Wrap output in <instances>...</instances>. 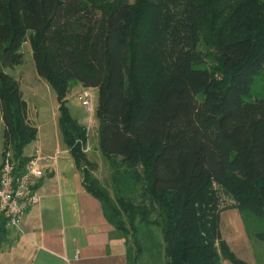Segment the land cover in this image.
I'll return each mask as SVG.
<instances>
[{
    "label": "trees",
    "instance_id": "obj_1",
    "mask_svg": "<svg viewBox=\"0 0 264 264\" xmlns=\"http://www.w3.org/2000/svg\"><path fill=\"white\" fill-rule=\"evenodd\" d=\"M25 43L58 96L86 191L125 239L127 264H247L223 239L220 215L237 209L250 239L264 242V97L253 91L264 0H0L3 150L20 165L38 129L6 70L23 64ZM74 83L98 89L110 188L90 170L87 131L70 114Z\"/></svg>",
    "mask_w": 264,
    "mask_h": 264
},
{
    "label": "crops",
    "instance_id": "obj_2",
    "mask_svg": "<svg viewBox=\"0 0 264 264\" xmlns=\"http://www.w3.org/2000/svg\"><path fill=\"white\" fill-rule=\"evenodd\" d=\"M19 67L21 66L15 70ZM13 77L19 80L15 75ZM19 82L32 123L36 117L39 118V111L34 105L32 109L24 87L30 94L32 91H39L38 88L43 85L47 94H53L55 90L36 75L35 81ZM71 93H76L79 98L83 94H91L94 108L98 89L77 85ZM32 95H38V92ZM56 98V109L52 110L51 116V131L41 132L40 127L35 125L38 135L32 153L28 155H34L38 151L48 159L44 162L45 176L36 186L40 201L24 216L21 232L8 230V236L0 247V264H127L125 239L119 238L105 219L101 203L86 191L82 171L65 145L59 123L58 96ZM67 100L69 102V95ZM97 106L98 98L95 112L93 111L94 117L89 119V129L85 125V119L75 118L69 110L71 116L87 131L85 153L88 160L95 165V176L102 182L97 160L100 153L101 156L104 155L99 148ZM0 120L3 122L2 118ZM48 126L46 124L44 128ZM89 131L95 132L97 143L94 146L89 144ZM52 133L54 145L51 140ZM221 222L224 224L227 240L223 235L222 237L236 256L247 264H259L255 245L247 233L242 214L237 209L228 208L221 213L220 224ZM221 264L232 263L222 260Z\"/></svg>",
    "mask_w": 264,
    "mask_h": 264
},
{
    "label": "rangeland",
    "instance_id": "obj_3",
    "mask_svg": "<svg viewBox=\"0 0 264 264\" xmlns=\"http://www.w3.org/2000/svg\"><path fill=\"white\" fill-rule=\"evenodd\" d=\"M201 50L206 55V61H207L208 66H217L218 65L217 61H215V58L213 57V54H211L210 49L205 45V43H202ZM23 53H24V62L21 65V67H19L16 70L15 69H13V70L7 69V72L10 73L12 76L15 75L16 77H18L19 78L18 81H27V82L35 81V75L38 77V74L36 71V67H35V63H34L33 55H32V50H31L29 43L24 44ZM42 82L49 85V83L44 79H42ZM77 85H79V84L74 83L73 88L76 87ZM44 87L45 86L43 85V86L38 88L39 91H32L33 92L32 94H34V92H38V95H35V96L30 94V92H28L25 87H24V90L27 94L26 95L27 98L32 103V109H33V105H34V108L36 107L39 111V118L36 117L37 119H35V121L32 122V124L36 125L37 127H40L41 132H44L45 130H47L46 132L49 133L51 131L52 110L55 111V109H56L55 98L57 96H56L55 92H53V94H47L46 89ZM263 88H264V71L256 79L255 87L253 90L254 94L260 98L264 97ZM97 98H98L97 96L94 98V112H95V106L97 103ZM52 103H53V106H52ZM68 107L71 110V114L75 118H79L80 120H83V119L86 120L85 125H86L87 129H89L90 128L89 127V119H90V117H94L93 116L94 112L92 113V112L88 111V109L82 105V101L80 100V98L78 97V95L76 93H73V94L70 93L69 94ZM0 118H1V109H0ZM46 124H48L49 126L44 128V126ZM89 133H90L89 144L94 146V143H97V141L95 139V132L91 133L89 131ZM52 137H53V139H51V137H50V139L52 140V145H54L55 141H53L54 140V134L53 133H52ZM34 146H35V141L32 142L30 145H28L24 149L23 155L28 156L29 154H31L32 153L31 151H32ZM3 149H4V125H3V122L0 120V160H1V157L3 156V153H4ZM11 155L13 156L14 154H11ZM97 163L99 165V170H100L99 177L102 179L103 184L105 186H107L108 188H110L111 179H110L109 174L111 173V170H110V167L108 166V163H107L106 159L104 158V156H101V153H100L99 159L97 160ZM226 205H227V203H225L224 206H226ZM251 224L254 225L255 222H251ZM257 228L259 230H264V225L258 226ZM257 228L255 227V225L252 226V233H255ZM220 229H221L222 235L225 237V240H227L225 227H224V224L222 222L220 224ZM159 237H161L160 234H159ZM252 242L256 248V253L258 256L259 264H264V242H261V241L257 240L256 238H253ZM143 264H163V263L162 262H155L153 260L148 259L147 257H144Z\"/></svg>",
    "mask_w": 264,
    "mask_h": 264
},
{
    "label": "built area",
    "instance_id": "obj_4",
    "mask_svg": "<svg viewBox=\"0 0 264 264\" xmlns=\"http://www.w3.org/2000/svg\"><path fill=\"white\" fill-rule=\"evenodd\" d=\"M93 96H80L82 105L93 112ZM12 151L3 153L0 160V227L21 232L23 218L36 206L40 197L36 191L37 183L45 176L44 162L47 161L38 151L29 156L24 165L12 156Z\"/></svg>",
    "mask_w": 264,
    "mask_h": 264
},
{
    "label": "water",
    "instance_id": "obj_5",
    "mask_svg": "<svg viewBox=\"0 0 264 264\" xmlns=\"http://www.w3.org/2000/svg\"><path fill=\"white\" fill-rule=\"evenodd\" d=\"M87 164H88L87 161L82 160L80 165H81L82 168H84V167L87 166ZM94 168H95L94 166L93 167H90V170L91 171H94Z\"/></svg>",
    "mask_w": 264,
    "mask_h": 264
}]
</instances>
